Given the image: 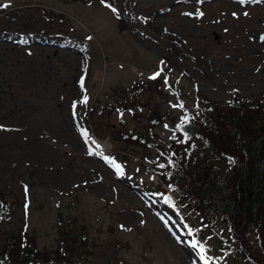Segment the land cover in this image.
Returning a JSON list of instances; mask_svg holds the SVG:
<instances>
[{"label":"rangeland","instance_id":"374dc122","mask_svg":"<svg viewBox=\"0 0 264 264\" xmlns=\"http://www.w3.org/2000/svg\"><path fill=\"white\" fill-rule=\"evenodd\" d=\"M181 1L0 0V37L14 30L51 49L0 50V190L17 203L0 235L24 228L39 250L53 251L61 215L82 230L90 255L49 264H205L160 206L141 149L115 166L107 155L120 145L102 127L135 129L152 108L178 117L180 105L194 108L195 93L222 103L264 97V0H224L222 9ZM69 45L81 51L69 53L75 61L59 54ZM155 80L161 95L143 93L122 113L110 108L119 103L115 90ZM170 117L156 129L164 142L173 138ZM93 138L107 149L94 151ZM208 245L221 255L216 235Z\"/></svg>","mask_w":264,"mask_h":264},{"label":"trees","instance_id":"16d2710c","mask_svg":"<svg viewBox=\"0 0 264 264\" xmlns=\"http://www.w3.org/2000/svg\"><path fill=\"white\" fill-rule=\"evenodd\" d=\"M163 89L155 80L130 91L115 90L119 103L110 108L122 113L143 93L161 95ZM195 102L191 110L183 105L181 114L173 118L152 108L135 129L102 125L110 140L120 145L107 158L120 166L129 151L141 149L143 160L151 165L149 174L158 177L153 193L160 206L173 212L186 237L198 241L199 256L203 246L202 255L213 264H230L238 258L242 264H264V97H233L222 103L195 93ZM169 117L173 138L164 142L156 129ZM181 118L187 122L177 129ZM16 207L0 190V227L13 217ZM58 221L53 251L39 250L35 235L24 228L2 233L0 264H49L81 253L90 255L82 230L69 228L61 215ZM212 235L222 242L218 257L208 254Z\"/></svg>","mask_w":264,"mask_h":264},{"label":"bare ground","instance_id":"6f19581e","mask_svg":"<svg viewBox=\"0 0 264 264\" xmlns=\"http://www.w3.org/2000/svg\"><path fill=\"white\" fill-rule=\"evenodd\" d=\"M222 1L224 0H212L209 1L210 3H217L219 7H224V4L222 5ZM180 2V1H179ZM184 2L186 5L187 3L192 4L193 2L188 1L185 2L184 0L181 1V3ZM222 5V6H221ZM229 6V4H226ZM223 24V23H221ZM212 31H216L215 28L212 27ZM202 39L205 40V43H208L211 41V39H208L207 36L201 35ZM187 38V37H186ZM191 38V37H190ZM197 37H195L196 39ZM78 48V47H77ZM7 49H19V50H26L29 51V53L36 55H48L51 52V49L48 47L41 46L39 42H31L28 43L27 39L24 38H18L16 34L14 33V30L11 32H3V35L0 37V50ZM71 51H77V53H80L81 51L76 49L74 46L69 45L66 48H63V50L60 51V55L63 56V58L69 60V61H75L78 56L75 54H69ZM99 73H96V76H99ZM66 125H68L67 122H65ZM92 147L94 151H105L107 149V144L105 142L99 141L96 138H93L91 141ZM93 151V152H94ZM153 181H157L156 177H153Z\"/></svg>","mask_w":264,"mask_h":264},{"label":"snow or ice","instance_id":"6c2138e0","mask_svg":"<svg viewBox=\"0 0 264 264\" xmlns=\"http://www.w3.org/2000/svg\"><path fill=\"white\" fill-rule=\"evenodd\" d=\"M240 2L243 3L244 0H240ZM106 6H108V5H106ZM0 7H7V5H2V6H0ZM112 11H113V12H116V9H115V8H112ZM186 15H188V14L186 13ZM197 15H198V16H199V15H203V13H197ZM245 15H247V13H245ZM162 63H163V62H162ZM162 70H163V69H161V71H162ZM159 75H160V73L157 72V73H155L153 76L149 77V79H156V77L159 76ZM165 83L167 84L168 81L165 80ZM80 84H81V88H83V84H84L83 77L81 78ZM87 99H88L87 96H85V97H83V99H82L81 101H79V103L87 104ZM76 105H77V102H73L72 107H73V116H74V117H75V115H76V113H75ZM174 107H175V106H174ZM180 107H183V105H180ZM186 122H187V121H186L184 118H181V122L176 126L177 129H182V128H184ZM165 127H167V126H165ZM82 135H87V134H86V133H82ZM185 139H186V137H185ZM180 142H184V141L182 140V141H180ZM89 154H91V153H89ZM106 159H107V158H106ZM160 167L163 168L164 165H160ZM170 187H171V186H170ZM168 200H169V198H168V197H165V201L168 202ZM193 247H194V248L196 247V244H195V243H193ZM203 251H204L203 246H201V247H200L201 259L205 261V264H207V259L202 255Z\"/></svg>","mask_w":264,"mask_h":264}]
</instances>
